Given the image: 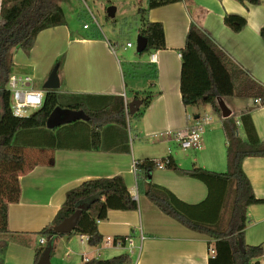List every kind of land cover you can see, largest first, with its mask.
I'll use <instances>...</instances> for the list:
<instances>
[{"label": "crops", "instance_id": "0c3cea01", "mask_svg": "<svg viewBox=\"0 0 264 264\" xmlns=\"http://www.w3.org/2000/svg\"><path fill=\"white\" fill-rule=\"evenodd\" d=\"M258 1L191 0L188 5L178 2L150 10L149 21L161 23L165 34L166 49L153 53L156 64L150 63V56L122 60L117 45L106 37L94 38L93 30L84 28L73 31L68 24L39 33L29 56L22 50L15 51L12 74L30 77L31 87L36 90H44L38 83L47 81L56 60L66 52L63 72L58 74L59 89L63 88L60 93L118 96L126 98L127 104L136 99L135 95L152 93L156 97L147 108L143 109L142 104V118L138 123L132 121L126 139L116 128L103 129L99 150L93 148L88 120L20 133V141L28 146L29 161L25 172L19 174V202L9 206L11 234L2 235L7 242L3 264H34L35 249L41 246L36 233L53 221L66 193L85 181L114 176L125 179L138 210H110L107 219L98 222L101 245L90 246L83 235L60 238L54 243L52 256L57 243H62L66 264H85V259L106 260L121 254H129L132 264H209L214 257L210 250L214 249L215 239L185 227L153 205L139 189L140 173L136 174L132 165L137 161L168 160L183 170L195 167L219 174L227 172V155L226 161L222 156L227 142L224 148L217 136L224 134L223 117L219 127L210 129V135L205 138L203 133L197 149L175 147L180 146L177 133L192 127L201 117L191 114V107L186 108L182 102L181 50L194 22L252 77L253 86L264 88V0ZM153 70L157 71L156 79ZM244 100L249 104L245 110L240 114L231 111L230 117L238 120L250 115L263 141L264 106L261 101ZM238 127L239 137L245 139L240 123ZM126 146L128 151L120 150ZM242 168L256 199L264 201V158L247 157ZM144 181L169 191L184 203L178 209L191 221L210 229L226 227L234 188L229 182L210 179L205 183L165 166L153 169ZM247 220L245 244L264 245V203L250 205ZM107 237L120 243V239H126L120 246H107Z\"/></svg>", "mask_w": 264, "mask_h": 264}, {"label": "trees", "instance_id": "16d2710c", "mask_svg": "<svg viewBox=\"0 0 264 264\" xmlns=\"http://www.w3.org/2000/svg\"><path fill=\"white\" fill-rule=\"evenodd\" d=\"M259 2L258 0H252ZM178 2L189 4L191 0H145V6H139L134 19L139 36L146 39V47L140 54L151 56L154 52L166 49L163 25L148 19L149 11ZM228 21V19H227ZM67 26L65 12L59 0H2L0 8V235L11 234L8 227V211L11 204L20 199L21 187L19 174L25 172L29 156L28 146L20 141V133H31L46 128V121L57 107L83 111L92 125L91 139L93 148L99 150L102 142V130L116 128L126 139L132 129V121L140 122L142 112L131 115L126 98L118 96H97L63 94L58 90H44L41 108L27 117H17L12 112L11 94L7 89L13 72L14 53L22 50L27 56L35 46L39 33L46 29ZM84 28V25H83ZM94 38H103L98 30H93ZM181 96L186 108L213 104L217 107L218 99L243 98L260 99L264 106V88L253 86L252 77L236 63L211 37L196 23L190 24L181 50ZM61 74L62 56L56 60ZM152 75L157 78V71ZM156 96L145 93L136 99L143 100V109L147 108ZM240 122L245 139L239 137ZM223 132L227 138V172L223 174L209 172L193 167L183 170L169 161L166 168L177 174L196 178L205 183L210 179H223L233 188L231 216L224 229H210L185 217L179 206H185L169 191L144 179L159 161H137L139 189L148 200L165 215L175 219L185 227L208 235L215 239V255L209 264H260L264 257V245L248 246L244 241V230L248 225L247 208L250 205L264 203L257 200L251 183L245 175L242 164L247 157L264 158V140L257 136L250 115H242L238 120L229 117L223 120ZM116 149V147H114ZM119 149V148H118ZM120 150L128 151V147ZM163 161V160H161ZM86 203L81 211L77 225L69 234H58L55 227L64 219L72 216L78 205ZM138 202L129 193L122 176L100 178L83 182L66 193L65 201L53 221L36 233L53 243L60 238L70 239L76 235L88 237L89 245L102 244L103 237L98 230V222L107 219L110 210L136 211ZM126 238H122L124 244ZM242 244V249L240 248ZM6 242L2 243L0 264L4 262ZM44 246L35 249L37 264ZM54 250V249H53ZM129 254H121L110 259H92L85 264H132Z\"/></svg>", "mask_w": 264, "mask_h": 264}, {"label": "rangeland", "instance_id": "374dc122", "mask_svg": "<svg viewBox=\"0 0 264 264\" xmlns=\"http://www.w3.org/2000/svg\"><path fill=\"white\" fill-rule=\"evenodd\" d=\"M59 3L65 12L67 24L73 31L80 32L82 31L83 25L88 24L89 28L85 30H99L102 37H106L109 42L117 45L116 50L122 60L129 61L140 57V53L137 51V39L139 34L136 30L134 15L139 6H145V0H59ZM109 7L116 8L114 19L108 17L107 9ZM127 43H131L132 47H127ZM143 57L146 58L147 55H144ZM65 58L66 52L62 55L63 63ZM56 65L57 64L55 63L54 66ZM62 72L63 69L61 73ZM44 85L45 83H38V87L41 89H43ZM58 91L62 92L63 88H61V90L58 89ZM225 103L229 106V109L233 111V113L237 114H240V112L245 110L246 106L249 105L243 98H226ZM189 111L191 114L197 113L203 118L208 116L212 119L210 125L204 130V134L206 133L205 138L210 135V129H212V127H219L221 123L222 114L220 113V110L218 111L217 108L214 107L213 104L191 107ZM31 113H33L32 110H27L24 115L29 116ZM217 136L219 139L217 137L216 138L222 141V145L225 148L224 143L227 142L226 136L222 133H218ZM211 137L214 138L213 136ZM175 147L177 149H181L180 146ZM226 150H222V156L225 157V161L227 155ZM4 237L5 236L0 235V249L2 247V243L5 242ZM40 238H38V241ZM46 246L47 244L44 245V248H46ZM64 249L65 248L62 243H57L55 253L51 258V264H66V253ZM1 256L0 250V259Z\"/></svg>", "mask_w": 264, "mask_h": 264}, {"label": "built area", "instance_id": "2783aa9c", "mask_svg": "<svg viewBox=\"0 0 264 264\" xmlns=\"http://www.w3.org/2000/svg\"><path fill=\"white\" fill-rule=\"evenodd\" d=\"M98 26V25H97ZM89 28L88 25H84V29ZM127 47H131L130 43H127ZM157 58L155 54H152L150 56V63L156 64ZM32 79L30 77H24V76H18L15 74H12L9 78L7 89L9 90L11 94V108L12 112L17 117H27L25 116V112L27 110H32L33 112L41 108L44 100L45 91L44 90H36L31 87ZM261 100H255L256 103H259ZM212 119L208 116L205 118H198L195 122V124L192 127H188L185 129L180 130L177 133V140L180 143V146L183 150L188 149H197L199 147V144L202 139V135L204 133V130L206 127H208L211 123ZM240 122L237 121V124ZM169 163V161H159L158 166L159 168H162L166 166ZM132 170L138 174L137 170V162H133ZM88 239V237H87ZM130 245H132V240L127 239V241ZM115 243V246L122 245L120 242H114V240L111 237H107L105 239V244L107 246L113 245ZM39 244L41 246H44L47 244V240L44 237H41L39 239ZM211 254L215 255V250H210ZM87 262L88 259H85ZM260 264H264L263 262H260Z\"/></svg>", "mask_w": 264, "mask_h": 264}, {"label": "water", "instance_id": "95a60500", "mask_svg": "<svg viewBox=\"0 0 264 264\" xmlns=\"http://www.w3.org/2000/svg\"><path fill=\"white\" fill-rule=\"evenodd\" d=\"M108 17L111 19L115 18L116 8L109 7L107 9ZM146 47V39L142 36H138L137 39V51L142 53ZM59 65H56L51 71L47 81L44 85V90L55 91L60 88V79L58 75ZM218 108L222 113V117L227 119L231 116L232 112L227 107L223 99H218ZM143 101L140 99H134L128 103V108L131 115L136 114L140 107L142 106ZM78 120H89V117L83 111H75L71 109H64L62 107H57L53 110L46 121V127L50 130L55 129L56 127L73 123ZM86 208V203H81L78 205V210L70 217L64 219L59 225L54 229L58 234H69L71 233L77 225L78 218L81 214V211ZM242 249V244H240ZM54 249V243L52 241L48 242L46 248L41 254L37 264H51V257Z\"/></svg>", "mask_w": 264, "mask_h": 264}]
</instances>
